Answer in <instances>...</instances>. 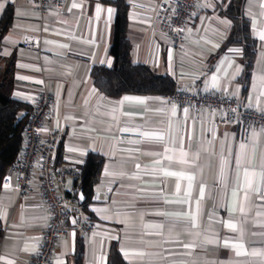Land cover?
I'll return each mask as SVG.
<instances>
[{
	"label": "crops",
	"instance_id": "1",
	"mask_svg": "<svg viewBox=\"0 0 264 264\" xmlns=\"http://www.w3.org/2000/svg\"><path fill=\"white\" fill-rule=\"evenodd\" d=\"M159 1L126 0L132 61L169 75L175 87L229 94L246 106L264 109V41L259 39L264 31V0H243V15L250 19L257 46L247 84L242 80V47L223 49L231 20L220 10L228 0L197 1L185 25L181 51L158 29L151 13L131 8L133 2L154 5ZM8 4L14 16L0 48V64L15 57L13 97L32 104L44 87L56 96V112L46 121L44 132L49 128L62 131L60 168L80 170L90 152L104 158L86 209L96 227L90 233L71 228L59 237L55 264H73L79 240L83 264H107L112 244L126 264H264V199L260 198L264 186L246 200L247 184L236 179L241 144L246 146L241 180L244 167L259 172L264 165V128L256 126L247 132L243 125H217L215 112L179 105L166 95L112 97L101 92L91 70L97 65L110 68L114 62L110 47L116 8L107 0H65L62 11L49 8L44 14L31 0H0V15ZM30 35L41 37L40 48L23 46ZM124 97L132 99L124 101ZM143 132L163 133L164 140H150ZM181 142L191 163L168 168L164 156L179 159ZM165 148L173 151L165 153ZM165 170L191 173L195 180L189 188L188 181L166 176ZM234 188L237 195H233ZM106 189H110L108 195ZM67 190H77L75 180H68ZM177 200L188 203L167 202ZM0 219V264L32 260L41 248L49 219L38 168L27 196H19L14 187L2 189ZM228 222L237 229L227 228ZM238 251L243 254L237 255Z\"/></svg>",
	"mask_w": 264,
	"mask_h": 264
},
{
	"label": "built area",
	"instance_id": "2",
	"mask_svg": "<svg viewBox=\"0 0 264 264\" xmlns=\"http://www.w3.org/2000/svg\"><path fill=\"white\" fill-rule=\"evenodd\" d=\"M41 14L49 8L62 11L65 0H31ZM198 0H160L157 4L142 2L131 3L134 10L151 13L158 29L170 36L176 51H181L185 43V25L191 17ZM24 47L40 48V36H27ZM166 98L183 106H192L199 110L206 108L215 112L217 125L237 127L243 125L247 132L253 127L264 128V109L244 105L229 94L192 92L176 86ZM57 98L44 87L32 100V111L23 131V147L20 156L9 166L2 182V189L14 187L19 196L30 192L34 170L38 168L45 206L49 219L43 236V242L36 256L26 264H55L53 260L56 240L68 233L69 229H78L90 233L96 223L83 207L78 195L67 190L69 179L80 181L81 172L74 168L55 166L57 149L61 143L62 131L49 128L45 133L46 121L56 112ZM123 137L140 138L139 135L123 134ZM110 189H106L108 195ZM2 237V235H0Z\"/></svg>",
	"mask_w": 264,
	"mask_h": 264
},
{
	"label": "trees",
	"instance_id": "3",
	"mask_svg": "<svg viewBox=\"0 0 264 264\" xmlns=\"http://www.w3.org/2000/svg\"><path fill=\"white\" fill-rule=\"evenodd\" d=\"M116 8L114 40L110 53L114 58L113 66H94L91 76L96 87L104 94L118 97L126 93L139 95H166L175 89L174 80L166 74L155 72L150 66L134 63L131 58L132 43L128 38L129 4L126 0H107ZM243 0H228L224 3L221 14L231 20V28L223 49L239 45L243 49L245 66V84L248 83L256 57V38L253 35L250 19L243 15ZM14 8L8 4L0 15V48L3 39L10 29ZM2 58L0 56V62ZM15 57L5 59L0 64V193L2 182L8 173L9 166L16 160L23 147V131L27 124L32 104L13 97ZM246 90V88H245ZM63 163V147L60 143L55 158V166ZM104 165V158L98 153L87 154L80 167L81 179L75 180L77 190L83 195L82 205L88 210L94 186L99 182ZM3 234V223L0 219V235ZM73 264H83V242L77 243ZM107 264H126L117 246L112 244Z\"/></svg>",
	"mask_w": 264,
	"mask_h": 264
},
{
	"label": "snow or ice",
	"instance_id": "4",
	"mask_svg": "<svg viewBox=\"0 0 264 264\" xmlns=\"http://www.w3.org/2000/svg\"><path fill=\"white\" fill-rule=\"evenodd\" d=\"M78 5L73 4V7H77ZM100 8L99 6L97 7V12L99 13ZM108 13L109 15H111L112 13V9H108ZM259 39L261 41H264V31L259 33ZM124 101H128L131 100L132 98L130 97H124L123 98ZM138 103H144L143 100H137ZM123 103V101L121 102ZM185 113L188 111L187 108H185L183 110ZM173 115H175V110L173 111ZM123 131H129L127 128L122 129ZM262 131H264V129H262ZM141 135H143L144 137L153 140V141H163L164 140V135L163 133L160 132H153V133H148V132H143L141 133ZM255 135V134H254ZM175 142V141H174ZM135 143V142H133ZM245 144H241L240 145V149L241 154L238 155L236 157V169H237V176L236 179L237 181H240L241 183H245L247 184V189L248 191L244 192V198L246 200L250 199V193L254 192V193H260L261 192V187L264 186V165H261V170L259 172H257L256 170H249L247 167L243 168V180H241V175H240V170L242 168V161H243V150L245 149ZM173 151V149H169V148H165V153L171 152ZM179 151V159L171 156V155H165L164 159L168 161V168H171L174 164H190L191 161L188 159L189 153L183 150L182 147V142H181V147L178 149ZM137 167L139 168V165H137ZM164 175L169 176V177H176L179 180H185L188 181V187L191 188L192 186V182L195 180L194 175H192L191 173H186L183 171L177 172V171H169V170H165L164 171ZM222 178H223V174H222ZM5 187L7 188V185H5ZM179 188V186L177 185V189ZM242 190V189H241ZM200 195L201 197L203 196V187L200 188ZM190 195V193H189ZM233 195H237V191L234 188L233 190ZM261 199H264V195H262L260 197ZM168 203H188V201H167ZM241 211H244V208H241ZM174 215L180 216V215H188V213H174ZM192 221H193V227H195V216L193 215L191 217ZM227 228H229L230 230L235 231L237 229L236 224L232 223V222H228L226 224ZM162 227V225L160 226ZM212 242V241H209ZM224 246L228 247L229 246V242L225 241L224 242ZM232 247H240L242 248L243 245H237V244H232ZM184 247H191V245L185 244ZM243 253L241 252H237V255H241ZM141 255H143L141 253Z\"/></svg>",
	"mask_w": 264,
	"mask_h": 264
},
{
	"label": "water",
	"instance_id": "5",
	"mask_svg": "<svg viewBox=\"0 0 264 264\" xmlns=\"http://www.w3.org/2000/svg\"><path fill=\"white\" fill-rule=\"evenodd\" d=\"M78 198H79L80 202H82V201H83V195H82V193H81V192H79V194H78Z\"/></svg>",
	"mask_w": 264,
	"mask_h": 264
}]
</instances>
